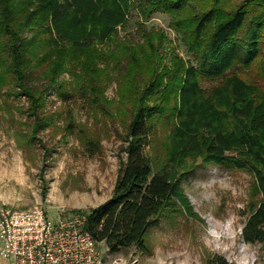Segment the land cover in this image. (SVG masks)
I'll return each mask as SVG.
<instances>
[{
    "label": "trees",
    "instance_id": "16d2710c",
    "mask_svg": "<svg viewBox=\"0 0 264 264\" xmlns=\"http://www.w3.org/2000/svg\"><path fill=\"white\" fill-rule=\"evenodd\" d=\"M133 13L139 40L118 38ZM154 13L168 18L192 61L161 55L164 31L144 26ZM64 72L75 83L68 92L58 83ZM37 73L41 91L31 86ZM110 83L114 101L104 95ZM6 86L29 99L32 137L46 126L39 111L54 86L57 98L80 92L91 111L125 127L112 194L85 214V229L109 253H146L159 219L196 217L181 181L209 164L252 177L240 235L264 245V0H0ZM161 123L167 131L151 161L144 148ZM205 264L232 263L212 255Z\"/></svg>",
    "mask_w": 264,
    "mask_h": 264
},
{
    "label": "rangeland",
    "instance_id": "374dc122",
    "mask_svg": "<svg viewBox=\"0 0 264 264\" xmlns=\"http://www.w3.org/2000/svg\"><path fill=\"white\" fill-rule=\"evenodd\" d=\"M136 24L133 13L125 28L118 30V38L138 41ZM144 26L164 31L162 56L168 59L173 52L181 60L192 61L164 14H152ZM32 78L33 88H45L41 75ZM58 83L67 92L75 84L68 72ZM55 89L43 93L39 115L47 123L32 137L29 99L14 87L0 88V213L41 206L51 218L85 217L112 194L125 159V127L117 119L91 111L80 92L63 101ZM104 95L116 100L114 83L106 86ZM164 127L163 123L156 126L144 148L151 161L160 152ZM251 183L252 177L244 171L197 165L181 181L196 217L177 214L159 219L146 234V253L133 246L109 253L103 242L97 248L106 264H205L212 255L232 264H264V245L245 243L240 235ZM0 264L10 262L0 257Z\"/></svg>",
    "mask_w": 264,
    "mask_h": 264
},
{
    "label": "built area",
    "instance_id": "2783aa9c",
    "mask_svg": "<svg viewBox=\"0 0 264 264\" xmlns=\"http://www.w3.org/2000/svg\"><path fill=\"white\" fill-rule=\"evenodd\" d=\"M85 217L51 218L41 206L0 213V257L10 264H106Z\"/></svg>",
    "mask_w": 264,
    "mask_h": 264
}]
</instances>
